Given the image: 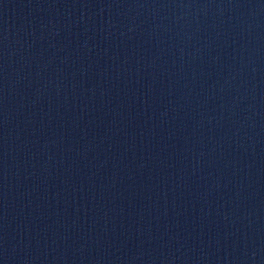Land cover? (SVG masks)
Masks as SVG:
<instances>
[{
    "label": "water",
    "instance_id": "water-1",
    "mask_svg": "<svg viewBox=\"0 0 264 264\" xmlns=\"http://www.w3.org/2000/svg\"><path fill=\"white\" fill-rule=\"evenodd\" d=\"M0 264H264V0H0Z\"/></svg>",
    "mask_w": 264,
    "mask_h": 264
}]
</instances>
